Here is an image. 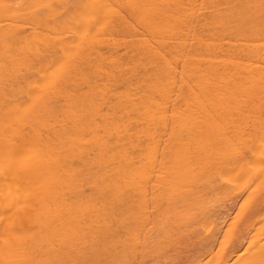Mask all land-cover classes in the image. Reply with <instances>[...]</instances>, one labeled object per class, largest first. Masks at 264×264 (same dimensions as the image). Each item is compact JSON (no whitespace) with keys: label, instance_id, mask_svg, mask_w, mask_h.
Wrapping results in <instances>:
<instances>
[{"label":"bare ground","instance_id":"1","mask_svg":"<svg viewBox=\"0 0 264 264\" xmlns=\"http://www.w3.org/2000/svg\"><path fill=\"white\" fill-rule=\"evenodd\" d=\"M0 264H264V0H0Z\"/></svg>","mask_w":264,"mask_h":264}]
</instances>
